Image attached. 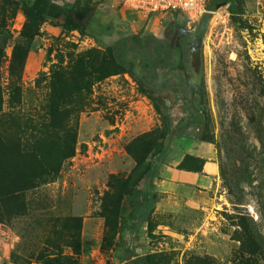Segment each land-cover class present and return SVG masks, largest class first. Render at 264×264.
Returning <instances> with one entry per match:
<instances>
[{
  "label": "rangeland",
  "instance_id": "374dc122",
  "mask_svg": "<svg viewBox=\"0 0 264 264\" xmlns=\"http://www.w3.org/2000/svg\"><path fill=\"white\" fill-rule=\"evenodd\" d=\"M32 1L0 0V264H264V0H237L234 14L220 4L190 25L92 0L84 34L52 17L30 26L21 5ZM21 52L20 103L9 107L8 67ZM84 55L90 76L53 126L51 68L68 77ZM71 139L74 153L54 169L40 161L54 145L65 156ZM190 143L217 166L198 203L153 187Z\"/></svg>",
  "mask_w": 264,
  "mask_h": 264
},
{
  "label": "trees",
  "instance_id": "16d2710c",
  "mask_svg": "<svg viewBox=\"0 0 264 264\" xmlns=\"http://www.w3.org/2000/svg\"><path fill=\"white\" fill-rule=\"evenodd\" d=\"M237 0H209L207 3V9L212 11L214 10L218 5L223 4L227 5V9L230 11L231 14H234L236 12L235 3ZM8 3V1H7ZM23 12L25 13L28 21H30V26L36 25L37 22L42 21L46 17H52V18H58L62 23V26L66 30H77L80 33L84 34L86 32L87 23L92 15V12L94 10V3L92 0H76V4L70 8H64L60 7L56 4L50 3L48 0H33L31 4H22L21 5ZM228 11V12H229ZM206 14V13H205ZM29 26V27H30ZM34 28H30L28 30V33H33ZM26 33V34H28ZM134 41H138L137 36H133ZM19 50V49H18ZM3 50L0 49V59L3 56ZM23 60V52H21V56L17 55L16 53H13L12 55V62L10 63L8 67V81L6 85L7 93L9 94L7 99V104L9 107L17 106L20 103V85L18 84L20 72H21V65ZM17 63L19 65H17ZM78 67L69 74V78L65 76V74H68L66 70L57 71L53 70L51 68V101L49 105H45V108L47 110V115L49 120L51 121V125L56 127L62 126V120L64 118L61 117V115H58L57 112L61 111L59 108V102H62L64 98L67 100H71L72 94H78L80 90V85L77 83L82 77L87 76L90 73H88V69H91L92 66L90 65L89 58L87 55H84L78 60ZM115 69H112L113 71H108L107 73H103V75L95 77L94 79H101L106 75H110L113 73H116L120 70L121 67H114ZM38 82V80L36 81ZM155 110H159L157 108V105L155 102H152ZM3 86L1 85L0 81V114L5 115L6 113L3 112ZM10 115H12L10 113ZM161 115V114H160ZM10 117L11 124H16V120L13 116ZM18 118V116H16ZM161 122L162 126L160 128L159 136H160V146L162 144L165 145L166 135L169 132V126L167 125V118L161 116ZM5 122V120H0V125ZM10 125V124H9ZM17 127V124H16ZM165 139V140H164ZM71 144L69 143L68 150L66 152L65 156L60 155L58 152V148H55V145L52 146L50 152L46 154L41 153L40 161L48 160L52 165L53 169L56 167L58 162L61 160V158L68 157L69 155H72L74 153V147L72 146V139ZM164 142V143H163ZM50 146V147H51ZM84 147V145H82ZM31 155V153L29 154ZM38 159L36 155L32 157L34 160L32 162V165L38 166L39 170L37 173H46V167L48 168V163L45 166V169L42 171L41 167L42 164L40 162H36L35 158ZM204 163V159L200 158L198 156H195L194 154H185L182 159L178 162L176 165L179 169H184L188 171H201L202 165ZM189 164V165H187ZM145 176H149V172L145 174ZM144 176V177H145ZM11 182V181H10ZM117 183L120 184L123 187L122 183L123 181L117 180ZM12 184V183H11ZM2 185H0L1 188ZM17 185H11V187L8 189L7 193H14L17 192L19 189L16 187ZM126 188V187H125ZM117 204V202H116ZM117 206V205H115ZM243 217H241V230L242 232L248 237V239H255L252 238V234L250 233L248 227L243 221ZM257 238V236H256ZM252 243L254 247L251 248L252 254H256L254 240H252ZM257 259L253 260L255 261L254 264H259L256 262ZM142 264H150L149 257L147 258L146 262H142ZM201 264V261L199 262Z\"/></svg>",
  "mask_w": 264,
  "mask_h": 264
},
{
  "label": "crops",
  "instance_id": "0c3cea01",
  "mask_svg": "<svg viewBox=\"0 0 264 264\" xmlns=\"http://www.w3.org/2000/svg\"><path fill=\"white\" fill-rule=\"evenodd\" d=\"M199 146L195 145V143H190V149L181 154L182 156L187 153L203 157L204 163L202 165V172L199 173L178 169L176 165L182 159L180 155L176 158L174 164L171 163L172 165L168 164L163 166V173L160 174L161 178L158 180L157 185L155 181L153 187L156 189V186H158V189L162 190V192L183 199L187 198V201L192 203L203 201L207 193L212 188H215L217 184V166L211 156H203L200 154V151H198ZM163 194L165 195V193Z\"/></svg>",
  "mask_w": 264,
  "mask_h": 264
},
{
  "label": "built area",
  "instance_id": "2783aa9c",
  "mask_svg": "<svg viewBox=\"0 0 264 264\" xmlns=\"http://www.w3.org/2000/svg\"><path fill=\"white\" fill-rule=\"evenodd\" d=\"M209 0H121V4L142 15H154L161 12L178 13L184 16L186 24H194L205 13H215L207 9ZM216 18L223 17L216 12Z\"/></svg>",
  "mask_w": 264,
  "mask_h": 264
}]
</instances>
